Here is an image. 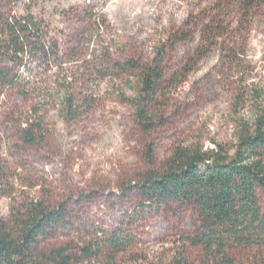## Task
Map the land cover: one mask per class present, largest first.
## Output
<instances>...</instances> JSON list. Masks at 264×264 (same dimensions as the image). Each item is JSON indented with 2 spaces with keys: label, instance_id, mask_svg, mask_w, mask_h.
Instances as JSON below:
<instances>
[{
  "label": "rangeland",
  "instance_id": "1",
  "mask_svg": "<svg viewBox=\"0 0 264 264\" xmlns=\"http://www.w3.org/2000/svg\"><path fill=\"white\" fill-rule=\"evenodd\" d=\"M0 9L30 11L52 49L45 65L7 67L26 85L0 87V225L15 232L42 205L65 217L40 248H64L72 264H206L186 241L199 228L194 207L148 200L141 186L178 146L233 155L264 98V0H0ZM163 49V80L139 104L144 69ZM234 257L261 262L264 248Z\"/></svg>",
  "mask_w": 264,
  "mask_h": 264
},
{
  "label": "trees",
  "instance_id": "2",
  "mask_svg": "<svg viewBox=\"0 0 264 264\" xmlns=\"http://www.w3.org/2000/svg\"><path fill=\"white\" fill-rule=\"evenodd\" d=\"M50 50L43 22L30 11L18 17L4 16L0 9V87L26 85L7 67L45 65L51 59ZM164 53L159 50L154 65L144 69L139 104L151 102L163 80ZM134 67L125 65L126 70ZM137 121L145 130L152 127L141 108ZM241 127L232 156L222 148L203 151L199 146H178L162 170L148 176L141 186L148 200L194 207L199 228L186 241L207 254L206 264H242L234 257L236 250L264 248L260 205V197L264 198V98L251 123L244 121ZM24 138L31 140L28 133ZM64 217L62 212L33 205L15 232L0 225V264H72L74 258L66 249L46 253L40 248L41 239L58 228ZM112 247L119 248V243L113 242ZM84 253L90 257L92 252ZM253 264H264V260Z\"/></svg>",
  "mask_w": 264,
  "mask_h": 264
}]
</instances>
